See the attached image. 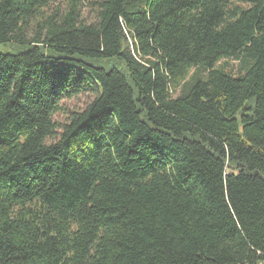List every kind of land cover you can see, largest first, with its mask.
I'll list each match as a JSON object with an SVG mask.
<instances>
[{"label":"trees","instance_id":"trees-1","mask_svg":"<svg viewBox=\"0 0 264 264\" xmlns=\"http://www.w3.org/2000/svg\"><path fill=\"white\" fill-rule=\"evenodd\" d=\"M0 45V264H264V0H0Z\"/></svg>","mask_w":264,"mask_h":264},{"label":"rangeland","instance_id":"rangeland-1","mask_svg":"<svg viewBox=\"0 0 264 264\" xmlns=\"http://www.w3.org/2000/svg\"><path fill=\"white\" fill-rule=\"evenodd\" d=\"M11 49L7 46L0 45V52L10 51ZM93 96L89 94L80 95L74 97L70 100L63 101V105L66 110H82L84 109L87 104L92 100ZM64 115L62 113L56 115V119L64 120Z\"/></svg>","mask_w":264,"mask_h":264}]
</instances>
